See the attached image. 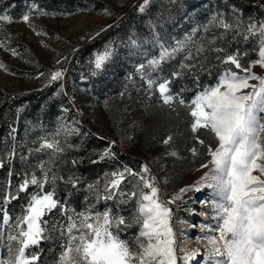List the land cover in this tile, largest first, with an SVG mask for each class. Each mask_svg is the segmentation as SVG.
Here are the masks:
<instances>
[{"label": "trees", "instance_id": "obj_1", "mask_svg": "<svg viewBox=\"0 0 264 264\" xmlns=\"http://www.w3.org/2000/svg\"><path fill=\"white\" fill-rule=\"evenodd\" d=\"M200 1L150 0L140 11L144 2L141 0L127 14L117 15L120 16L117 23L109 30L78 52L67 54L70 65L66 79L52 81L26 93H8L0 86V163L3 164L0 167V209H5L12 217L11 224L24 214L30 196L39 191L31 184L27 191H17L19 185L25 179L30 180L32 175L38 179H42L44 171L49 177L55 175V183L46 184L44 191L54 189V198L66 203L70 210L80 212L95 204L94 211H103L105 202L96 203L88 186L103 190L113 172L127 168L139 173L145 165L141 157L128 155L107 136L79 123V114L71 99L78 87L84 88L91 96L117 102L119 110L123 109L124 102L127 109H138L142 121L133 132L137 140L143 139L144 146L159 144L168 136L172 137L166 152L173 166V175L168 182L176 179L173 187L210 161L208 146L215 148L216 139L203 130L193 133L189 108L176 103L175 99L171 105L164 104L158 86L168 81V94L187 103L205 88L217 84L224 71L229 68L235 71L233 65L222 63L226 56L239 50L247 52V57H256L259 36H250L247 41L243 37L250 23L264 20V10L241 1L233 5L226 1L206 2V5L199 6ZM26 2L48 14L62 16L76 12L98 13L108 8L104 0H5L0 3V9L5 13L0 11V15L6 14L19 21L25 15L21 4ZM203 8L208 14L218 8L220 13H226L227 19L230 16L229 24L233 25L239 15L242 24L238 30H226L216 23L204 29L208 16H201ZM230 10H233L232 14ZM196 16L199 18L194 20ZM165 50L170 55L153 69L149 62L159 60ZM105 52L110 53L109 60L97 69L95 59ZM141 65L144 68L137 71V66ZM149 80L153 81L151 86ZM126 129L129 127L124 125L115 129L121 143ZM197 137L204 141L203 145L198 143ZM45 140L50 143L58 141L63 151L41 148ZM192 148L196 149L195 156L190 151ZM106 151L112 155L101 159ZM125 175L121 187L131 191L129 181L135 178ZM73 180L77 181L76 187L72 186ZM8 193L18 195L19 199H9L5 204ZM133 204L121 206V214L129 216ZM107 206L115 210L113 202H108ZM44 219L49 221L50 229L54 221L66 222L59 208ZM137 230L138 227L133 225L122 238L131 240ZM2 231L0 257L7 258V235L15 234V230L4 227ZM45 235L50 238L26 251L38 255L34 264H58L61 245L66 238L59 231H48ZM11 243L13 248L17 247L15 241Z\"/></svg>", "mask_w": 264, "mask_h": 264}, {"label": "snow or ice", "instance_id": "obj_2", "mask_svg": "<svg viewBox=\"0 0 264 264\" xmlns=\"http://www.w3.org/2000/svg\"><path fill=\"white\" fill-rule=\"evenodd\" d=\"M140 11H143V6ZM22 19L28 22L29 15L25 14ZM236 20L235 25L222 18L218 23L226 30H238L242 20L239 15ZM0 21L13 22L12 17L6 14L0 15ZM213 21H216L215 16ZM246 33L243 37L245 41L250 36H259L258 58L245 67L241 64V58L247 56V52L237 50L226 56L222 63L231 64L239 71L227 69L216 85L205 88L190 102L167 94L168 81L158 86L164 104L171 105L175 99L176 103L189 108V115L193 118L190 125L193 133L205 129L216 139L215 148L208 146L210 161L201 165V168H208L209 171L196 185L182 188L171 200H163L159 182L151 175L147 165H143L139 173L125 168L113 172L103 190L94 185L88 186L96 203L105 202L103 211H94L95 204H92L76 212L54 198V189L44 191L46 184L55 183V175L49 177L47 171L42 173V179L32 175L17 190L27 191L29 184L39 190L30 196L24 214L16 217L15 223L11 224L12 217L5 209H0V239L4 237V227L15 230V234L7 235V258L0 257V264H34L38 255L31 252L26 254V250L38 246L41 240L49 239L45 235L48 231H59L66 238V242L61 245L58 264H177L178 259L183 264H189L195 258L203 259L206 264H264V76L253 71L257 66L264 69V22L259 27L256 23H250ZM169 55L165 50L159 60H152L149 64L154 69ZM109 56V52L98 55L95 67L101 68ZM140 68L143 69L144 65ZM62 75V72L57 71L52 74L51 80L55 81ZM148 83L151 86L153 81L149 80ZM171 139L168 136L164 143L168 144ZM197 140L199 144H204L198 137ZM45 147L63 151L58 141L50 143L45 140L41 148ZM190 151L194 156L197 154L195 148ZM111 155L110 151H106L101 159ZM0 167H3L2 163ZM257 172L259 175L254 174ZM125 174L135 178L129 181L132 184L131 191L121 187L126 179ZM71 183L76 187L77 181ZM201 187L213 192V198L208 203L213 211L215 225H204L211 233L204 237L207 241L206 255L196 250L185 251L183 244H177L176 231L172 225L173 210L169 207L187 192H199ZM9 199H19V196L8 193L4 203L7 204ZM108 202L114 203L115 210L107 206ZM133 202L131 214H121V206ZM57 208L66 222L54 221L50 229L49 221L44 217ZM133 225L138 230L131 240L122 238ZM13 241L17 244L15 248L11 243ZM178 250L182 253L179 257Z\"/></svg>", "mask_w": 264, "mask_h": 264}, {"label": "rangeland", "instance_id": "obj_3", "mask_svg": "<svg viewBox=\"0 0 264 264\" xmlns=\"http://www.w3.org/2000/svg\"><path fill=\"white\" fill-rule=\"evenodd\" d=\"M4 1L0 0V3H4ZM104 1L108 8L98 13L76 12L64 16L48 14L30 2L22 3L21 6L25 14L29 15L28 22H24L23 19L19 21L12 19L11 23L0 21V86L8 93H26L51 83L53 81L51 76L57 71L63 73L58 79H66L67 68L70 65L67 54L78 52L103 32L109 30L112 25L117 23L120 17L117 15L127 14L141 0ZM149 1L147 0V3ZM215 1H226L230 5L241 1L258 5L264 10V0H201L198 5L204 6L206 2ZM144 5H146L145 0L142 6ZM0 11L5 13L3 9ZM230 11L232 14L233 10ZM200 14L203 18L208 16L204 22V29H208L209 25L219 24L218 21L221 18L227 23L231 21L230 16L227 19L226 13H220L218 8H214L210 14L206 8H203ZM214 16L216 21H213ZM197 18L199 16H196L194 20ZM261 22L264 20L256 23L257 27ZM257 58V55L256 57L243 56L241 64L247 67L250 61ZM108 60L109 57L105 62ZM140 69V66H137L136 70L140 71ZM235 71L239 70L235 69ZM253 71L264 76V69L259 66L255 67ZM250 83L258 82L250 81ZM71 99L79 114L80 124L95 133L107 136L128 155L142 158L145 165L149 167L151 175L155 176L159 182L163 200H171L182 188L196 185L204 173L209 171L208 168H199L194 173L183 177L179 184L173 187L172 183L176 179H170L171 182H168L173 175V166L169 163L166 152L169 143L165 144L163 141L159 144L144 146L143 139L135 138L134 127L139 126L142 121L138 109H127L128 105L126 106L124 102L123 109L119 110L116 108L117 102L100 96H91L82 87L76 89V94ZM118 125L129 127L125 131L122 143L115 135ZM200 130H203L211 138H215L211 132L205 129ZM254 174L259 175L258 172ZM212 198V190L201 187L199 192H187L182 199L169 205L173 210L172 225L176 231L177 244H183L185 251L196 250L204 255L207 254V241L204 237L211 233L204 228V225H215L213 211L208 203ZM177 255L179 257L182 253L178 250ZM177 264H183V262L178 259ZM189 264H206V262L201 258H195L189 261Z\"/></svg>", "mask_w": 264, "mask_h": 264}]
</instances>
